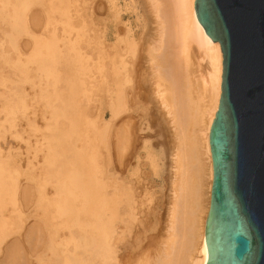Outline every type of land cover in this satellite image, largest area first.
<instances>
[{"label":"bare ground","instance_id":"1","mask_svg":"<svg viewBox=\"0 0 264 264\" xmlns=\"http://www.w3.org/2000/svg\"><path fill=\"white\" fill-rule=\"evenodd\" d=\"M30 1H32V0H30ZM30 1L28 2L26 0H0V24H1L0 27H2L3 25H5V27H6V24H8L7 27L9 26V28H11L8 31H6L4 29V26H3V29H0L2 36H4V34H5L4 38L0 37V38H2V39H0V48H2V49H0V53L2 56L8 54L4 49L6 42L10 43L11 48L18 50L20 48L19 47L20 36L23 35L24 33L25 34L27 33V36L28 35L30 36V37L28 36L29 38H33V41L35 44V45H32L33 46L32 47L33 52L31 50L30 53L31 52L32 53L31 54L28 53V54H30L29 57L32 58L36 62L39 61L38 63H40L41 65L44 63L43 66H45L46 63L55 64V63H57V61L61 60V58H60L61 53L60 52L62 49L60 50V46H59L60 44L58 45V43H59L58 38L59 37L57 34H55V32L60 27L58 29H57V26H56V28L54 27L56 25L55 24L56 21L53 22L55 25L51 23L52 21H54V20L51 21V19L52 18L55 19L53 17L54 13L52 15H50V16H52L50 18L49 14H51V13H49V11H47V8L50 5L47 6L46 4H48V3L51 4V2L47 3L45 0V2H46L45 5L47 6L46 7L44 4H42L43 3V2H41L42 0H39L41 5H43L45 7L46 12L49 13L47 15V14H45L44 11H42V12H44V14H43L44 16L47 15V16H45V17H47V21L49 19V23L47 21L45 22L46 25L47 24L49 26L53 25L50 28L51 29L55 28V30H51V32L53 31V35L51 33L47 32L48 34L52 35L51 37L48 36V38H47V35H46V37H44V35H38L39 33L35 34V33H37V31L35 32V31L31 30V28L39 27L41 18L39 16L40 13L34 14V11H33V13L30 12L31 14H34L32 17H30L31 15L30 16L28 15V12L30 11V9L34 8V6H32L29 9V7L27 6V5H30ZM47 1H49V0H47ZM78 2L80 4L79 0H78ZM132 2H133V0H132ZM149 2H151V4H153V7H154V9H153L154 13L153 12L152 13L155 14V16H153V18H154V25L156 23V26L153 28V30L151 32L148 33L149 37L146 40V42H144L143 49L140 52L138 51L139 49H138V43H137L138 38L137 37L139 35L143 36V34L138 33V31H139V30H137L138 25L136 24L135 21H133V18L131 16L132 14L130 13L131 15L127 16V14L125 13V11L122 7V4H121V0H106L105 2L101 3L100 6L98 7V9L100 8L101 10L105 9V14H106V16H105L106 22L104 21L105 23L103 24V25H105V31H104V34L102 36L104 39V49H103L104 50V58H103L104 73H103V76L105 79V88H106L105 89V91H106L105 92V100H106L105 107H106V109H108V111H110V114H111V117H109L110 119L108 118V120L105 122L106 127L104 126L105 127V135H104V141L103 142H105L104 148H106L105 153H107V155L105 154L107 156V158L105 160L106 165L104 162L105 169H104V172L102 171L104 175H103L101 185L99 184L97 186V184H95V186H94L95 189L93 188L94 189L93 191H96V194H98V195H95L96 200H99L98 203L97 202L90 203L88 201V194L90 192H92V188H90L89 191L86 190L87 188H84V186H86L88 184V183H86V185H84V182H86V181L83 182L84 179H82V182L79 185L77 184V181H74V183H73L74 186H76V187H74L75 190H76V188L81 189L79 194L75 193V191L73 189H68L70 186L66 190H64L67 194V196H66L67 200L62 199L60 197V194L63 192L61 189L62 186H61V188H58L56 185L55 186L57 187V189H59V190H57V197H55V198L52 197L53 199L50 198L51 201L42 195H41L42 197L39 196L40 200H37V201H40L39 203L44 202L43 203L44 205L47 203V205L49 204L50 207L54 206V207H52L53 212L51 211L52 212L51 218L55 219V220L56 219H58V220H61V219L65 220L66 219V222H64L63 224H61V223L60 224L64 225V226H68L71 229L69 239L64 238V240H58L59 242L57 241V244H56L57 246L55 244L50 245L49 249L52 250V256L48 257V260L53 261V263H54V261L56 262V261H61V260H62L61 262H63V264H206V262H207L208 247H207V242H206V222H207V217H208V213L210 210L212 182H213V173H214L213 172V163H212V154H211L209 135H210L211 125H212L213 120L215 118V114L218 110L220 96H221V92H222V76H223V60H224L223 52H222L221 44L219 42H213L211 37L206 33L202 24L199 22L197 14H196L195 0H149ZM82 3H84V2H82ZM125 4H126V6H128V3H125ZM129 4H130V2H129ZM131 4H133V3H131ZM32 5H33V3H32ZM87 6H89V5H87ZM131 6H129V10L133 9V8L130 9ZM133 6L135 7V4ZM149 6H152V5H149ZM40 8H39V10H40ZM49 8L50 9H48V10H50L51 12H53L55 10V9L51 10V6ZM87 8H89V7H87ZM27 9H29V11ZM42 9H44V8H42ZM60 9H63V8H59L58 11H62ZM77 9H79V8H77ZM128 11L126 10V12H128ZM135 13L137 14V12H135ZM55 14H54V16H55ZM136 14H135V16H136ZM138 14H139V12H138ZM48 16H49V18H48ZM84 17L85 16H83V18ZM126 17H128V19ZM138 17L140 18L139 15H138ZM141 18H142V16H141ZM141 18H140V20H141ZM135 19H136V21L138 20V18H134V20ZM45 20H46V18H45ZM58 21H59V19H58ZM45 23H44V25H45ZM58 24L59 23H57V25ZM48 25H47L48 28L46 27V30L49 29ZM85 25H86V23H85ZM2 30H3V33H2ZM38 30H39V28H38ZM48 31H50V29ZM75 34H76V36H74L73 38L71 37L72 40L69 39V41H72L71 44L73 43V46H74L73 49L78 50L81 47L80 49L83 50V48H82L83 46L78 47V45L81 41V34L79 32H77ZM66 36H67V34H66ZM140 43H141V41H140ZM140 47H141V45H140ZM1 50H3V53L6 52V54H2ZM82 50H81V53L83 52ZM23 54H24V52L22 53L20 50L18 58L21 59ZM27 55H25V56H27ZM95 56H97V55H95ZM92 57L94 58V56H92ZM30 58H29V60H30ZM58 58H59V60H58ZM72 60H71V62H72ZM202 62H206L207 69H205L206 70L205 72L203 71L204 69L202 70V66H201ZM73 63H74V61H73ZM13 64H15V63H13ZM24 64H25V61H24ZM24 64H22V65H24ZM17 65H19L18 67H22L19 63L16 64V66ZM39 65H35V66L38 68ZM57 66H56V69H57ZM76 66H77V64H76ZM29 67H31V66H29ZM21 69H23V68H21ZM28 69L30 70V68H28ZM39 69H41V67ZM41 70L46 72L49 69L47 67H43ZM36 71H38V69ZM58 72H59V69H57V73ZM19 73H21V72H19ZM34 73H37V72H34ZM34 73H32V75ZM88 74H90V73H88ZM30 75L28 77H30ZM132 75H133V77H132ZM36 76H37V74H36ZM44 76H46V75H44ZM0 78H2V79H0L1 82H3L4 77L0 76ZM10 78H12V77H10ZM34 78H36V77H34ZM20 79H21V75H20ZM12 80H14V79H12ZM30 81H33V80H30ZM48 81H50L49 78H48ZM52 82H54V81H52ZM43 83H45V82H43ZM43 83H41V84H43ZM50 83H51V81H50ZM37 84H38V82H37ZM77 84H79V83H77ZM4 85H6V82ZM49 85H51V84H49ZM40 87H41V89L43 87V89L45 90L44 85L39 86V88ZM54 88H56V86ZM41 89H40V91H41ZM46 89H48V87ZM7 90H8V88H7ZM41 92L43 93V90ZM44 92H46V90ZM0 93H2V91ZM3 93H6V92L3 91ZM33 93H34V91H33ZM6 95L8 96L9 94L6 93ZM61 98H63V97L61 96ZM0 99H2V98H0ZM150 99H154V101H156V103L159 104V106L165 111V114H168L171 117V121L174 124V129H175L174 133L176 135L175 137L177 138V144H176L177 146L175 145V147H176L175 151L176 152L174 153V159H173L174 168H175V177H174L175 180L171 184L172 185L171 187H173L176 194L174 192L175 197L172 200L169 199L170 196L168 197V199L165 197L163 199L161 198L158 201L155 200L156 197H155V194L153 193L154 191L151 190L152 181L149 180V178L145 179V177L143 176L144 174L141 173L142 172L141 167L143 164L142 156L137 151H133L131 153V155L128 156V150H129V145H130V143H128V142L130 141L129 139H131V138H130V135L126 132H128L130 129V128L128 129V127H130L129 122H130L131 118L129 117L127 119L123 116L118 118L120 116V114H122L123 112L141 109L142 108L141 103L144 104V103L148 102ZM58 100H60V98H58ZM63 100H65V99H63ZM42 101H43V99H42ZM63 102H65V101H63ZM49 104H50V106L54 105L53 103H49ZM49 104H48V106H49ZM68 104L69 103H67V105ZM73 104L74 103H72V106H73ZM21 105H22V103L20 100H19V103H16V102L12 103L10 110H9L10 114L13 116V118H11L12 121L10 120L12 122V124L10 123L11 125L15 126L16 123H15L14 115H16V113H18L17 110H19V111L21 110ZM25 105H26V101H25ZM52 107L55 108V105ZM68 107L70 108L69 105H68ZM58 108L59 107L56 108L57 112H58ZM1 110L2 109H0V111ZM5 112H6V110H5ZM5 112H3L2 115ZM55 112H53V113L55 114ZM63 112L61 113V115L63 114ZM105 113H106V111H105ZM54 114H52V115H54ZM6 115H8V114H5V116ZM11 115H9V116H11ZM5 116H3V119H6V118H4ZM57 116L61 119V117L59 115H57ZM63 116H64V114H63ZM131 116L133 117V115H131ZM115 118H118V119L115 122V131H113V133L111 135V132L109 131V129L112 126V122L115 120ZM53 119H55V118H53ZM53 119L50 118L49 120L51 121ZM92 121H94V120L92 119ZM119 121L121 122L120 123L121 125L119 124V126H118L117 123ZM3 122H5V121H3ZM89 122H91V121H89ZM98 122H99V120H98ZM98 122H96V124ZM53 123H54V121L52 122V124ZM1 124H3V123H1ZM90 124L91 123H88V125H89L88 128L91 127ZM54 125H55V123H54ZM55 127H57V126H55ZM59 127H60V125H59ZM93 127H95V126H93ZM73 128H75V127L73 126ZM88 128H87L88 131L86 133L90 134L92 129L94 131V128L91 127L92 128L91 131ZM95 128H97V126ZM126 128L128 130H126ZM12 129H14V128H12ZM10 130H11V128H10ZM71 130H73V129H71ZM71 130H70V132H71ZM14 131L18 132V130H14ZM74 131H76V130H74ZM15 132H13V133H15ZM19 135H20V132H19ZM58 136H60L59 133H58ZM69 136H71V135H69ZM95 137H94V139H95ZM55 138L57 140L60 139L57 137H55ZM145 142H147V141H145ZM70 143H71V140H70ZM91 143H92V141L90 142V144ZM43 144L47 145L45 142ZM87 144H88V142H87ZM53 145H52L51 149L54 148L55 145L54 146ZM74 146L75 145L73 143L72 148H74ZM8 147H10V143H9ZM77 147L78 146H76L75 150L77 149ZM1 148H3V147H1ZM10 149H11V147H10ZM145 149L147 152L146 153V159L149 161L151 166L152 165L155 166L156 162L154 160V154H153L152 150H150L151 146H150V148H149V145L147 147V143H146ZM55 150H57V149L55 148L53 150V152ZM72 150H74V149H72ZM72 150H70V151H72ZM12 151H13V149H12ZM77 151H78V149H77ZM10 152H11V150H10ZM1 153L4 154V152H1V150H0V247H2L1 246L2 241L8 235V233L12 231V228L14 225V223L11 221V218L7 217L8 213L5 211L6 207L8 205H11L14 208V211H16V213L18 212V210L20 208V207L18 208V205H20V204H19V201L17 198L18 197L17 192H19L17 190V187H18V185L20 186L21 182L24 181V180L23 181L19 180L20 184L19 183L17 184L16 175H17L19 169L17 170L16 168H13L14 165H13V167L11 165V162L13 160L10 162V159H8V158L4 159V157L1 156ZM31 153H33V152H31ZM38 153H40V152H38ZM44 153H46V152L44 151ZM51 153H52V151H51ZM136 153H138V155L136 157L137 158V164H136L135 168H132L133 167L132 166L133 165L132 159H133V157L136 156L135 155ZM156 153H158V152L156 151ZM57 154H59V153H57ZM61 155H62V152H61ZM73 155H75V153H73ZM132 155H133V157H132ZM75 156H77V155H75ZM89 156H90V153H89ZM13 157H14V155H13ZM54 157H55V155H54ZM56 157H58V156H56ZM64 157H63V159H64ZM90 158H92V157L90 156ZM113 160H115V163H116V170L112 169V162H114ZM78 161H82V160H78ZM54 163H56V162L54 161ZM67 163H68V161L66 162V164ZM75 163H76V161H75ZM77 163H76V168H74V167L73 168L76 170V172L74 174H76L78 172V175H79V173L81 172L82 169H79L77 167ZM47 164L49 165V162ZM51 165H52V163H51ZM53 165H55V164H53ZM53 165L52 166L49 165V166L54 168ZM157 165L159 168L160 167L159 164H157ZM65 166H67V165H65ZM46 167H47V165H46ZM69 168L72 170L71 166ZM80 168H82V167H80ZM96 168H97V165H96L95 169ZM154 170H157V168H155ZM160 170H161V168H160ZM96 171H97V169H96ZM21 172L22 171L20 170V174H21ZM58 172H57V174L56 173L55 174L58 175ZM65 172H66V170H65ZM68 172H69V170H68ZM86 172H89V169H88V171L84 170V173H86ZM90 172H95V171L93 170ZM89 173H88V175H89ZM82 175H83V173H82ZM47 177H48V178H46L47 181L50 182L51 181L49 178L50 176H47ZM97 177H98V175H97ZM27 178H28V176H27ZM51 178H53V177H51ZM81 178H83V176ZM85 178H86L85 180H87V181H89L88 179H90V178L87 179V177H85ZM63 179H64V177H63ZM47 181H46V183L45 182H43V183L47 184L48 183ZM53 181L54 180H52L51 183ZM27 182L29 184V181H27ZM92 183H94V182L92 181ZM31 184H33V183H31ZM31 184H30V186H31ZM45 184H42L41 186H44ZM63 184H65V183H63ZM67 184H65L63 187L66 188ZM58 185H59V183H58ZM91 186H93V185H91ZM18 188L20 189L21 187H18ZM22 188H23V185H22ZM33 188L35 189L36 185ZM21 191L24 192V190H21ZM35 191H38V188H37V190L35 189ZM45 192H46V190H45ZM25 193H27V192H25ZM38 193H39V195L41 194L40 191ZM31 195H34V194H31ZM20 196H22V195H20ZM20 196H19V199L21 200V202H23L21 198H23L25 195H23L22 197H20ZM36 196H38V194ZM63 196H64V194H63ZM70 196H73V197H70ZM171 196H172V193H171ZM30 197H32V196H30ZM75 200H77V201H75ZM81 200H84V201L82 202ZM37 201H36V205L38 206L39 203H37ZM73 201H75L74 203L79 202L78 204H76L77 206L74 203H73V205H75L74 207L71 205V203ZM93 201H94V199L92 200V202ZM28 203L29 202H27V204ZM32 205H33V203H32ZM28 206H30V204ZM34 206H33V208H34ZM8 207H10V206H8ZM8 209L10 210V208H8ZM31 209H32V207H31ZM31 209H29V211H31V213H32L33 209L32 210ZM22 211H25L24 208L22 209ZM36 211H38V209ZM71 211H73V215H71V217L69 218L68 214H70ZM13 213H15V212H13ZM29 213L30 212H28L27 213L28 215H26V216L32 217V215H29ZM33 215H35V214H33ZM10 216H13V215H10ZM14 217L15 216H13L12 218L14 219ZM40 217H38V218H40ZM48 218H50V216H48ZM30 219H32V218H30ZM45 220H47V219L45 218ZM41 221L43 222V219ZM49 221L50 222L53 221L55 224L58 223V222H55L54 220H48V224L50 223ZM26 222H27V220H26ZM38 222H39V219H38ZM23 223L25 225L27 224V223H25V218L23 220ZM48 224L46 223L47 228L49 227ZM35 225H33V226L35 227ZM52 225H54V224H52ZM56 225H58V224H56ZM29 226H31V225H29ZM54 226H53L54 229L53 228L51 229V226H50V229L54 230V233H55V227ZM23 227H25V226H23ZM23 227H22V229H23ZM34 227H33V229L35 230ZM28 228H30V227H28ZM57 229H58V227L56 226V230ZM66 229L67 228L62 229V230H66ZM21 232L23 233V231H21ZM58 232L59 231H57L56 235H58ZM24 233H25V231H24ZM39 233L40 232L38 231V234ZM19 234H20V232H19ZM26 234H24V236ZM41 234H42V232H41ZM41 234H39V235H41ZM76 234H78V240L77 241H76ZM17 235L18 234L16 233V236ZM31 235H33V234L31 233ZM59 236H63V235H59ZM21 237L19 236V238L18 237L17 238L21 239ZM40 237H39V239L43 240V238H40ZM65 237H67L66 233H65ZM26 238L27 237H25V239ZM50 238H52L51 235L49 238L47 237V241H50L49 240ZM55 238H59V237L57 236ZM7 241H9L8 238H7ZM5 242H3V243H5ZM25 242H23L24 245L28 244V240L26 243ZM52 242L56 243L53 240H52ZM30 243H31V239H30ZM70 243H72L73 245L70 246L71 245ZM46 244H48V243H46ZM46 244L44 245V242H43L44 246H46ZM10 246H7V247L10 248ZM21 246L23 247V244ZM21 246H20V248H21ZM37 247H41V246L40 245L38 246V244H37ZM5 248H6V246H5ZM30 248H32V247H30ZM43 249L45 250L48 248L44 247ZM44 250L41 252L44 253ZM10 251H13V249L12 250L9 249V252ZM1 252H0V255L2 254ZM33 252H35V251H32V253ZM48 252L49 251H47V253H45L43 256L44 257L49 256ZM21 253L23 254L22 248H21ZM39 254H42V253L39 252ZM6 255H7V251H6ZM38 255H36V257H38ZM11 256H13V255H11ZM19 256H21V255H18V257ZM26 257L27 256H25V258ZM29 258H30V256H29ZM13 259L16 260V258H13ZM8 260H11V259H8ZM44 260H43V264H48L49 261L46 259L44 262ZM3 261H4V259H3ZM22 261H24V260L22 259ZM29 261H32V260H29ZM37 261H39V260H37ZM0 262H2V261H0ZM12 262H13V260L11 262L9 261V263H12ZM34 262H35V260H34ZM2 263H4V262H2ZM2 263H0V264H2ZM21 263L24 264V262H21ZM32 264H35V263H32ZM39 264H41V263H39ZM50 264H52V263H50ZM55 264H58V263H55Z\"/></svg>","mask_w":264,"mask_h":264},{"label":"rangeland","instance_id":"2","mask_svg":"<svg viewBox=\"0 0 264 264\" xmlns=\"http://www.w3.org/2000/svg\"><path fill=\"white\" fill-rule=\"evenodd\" d=\"M26 1L29 2L30 0H26ZM79 1H80V4H79L78 0H61V1L60 0H49V1L46 0L47 3L51 2V4H49V3L46 4L45 0H42L41 1V2H43L42 4H44V5L46 4L47 6L50 5L51 6V10L55 9L53 12H51L50 10H48V9H50L49 8L50 6L47 8V11H49V13H51V14L46 12L45 7L43 5H41L39 0L38 1L37 0H32V1H30V5H27L29 7V9L32 6H34V8L30 9V11H29V9H27L29 11V12L27 11L28 15L29 16L31 15L30 17H32L35 13H40L39 16H40L41 20H40L39 27L31 28L32 31H35V32L37 31V33H35V34L39 33L38 35H44V37H46V35H47V38H48V36L51 37L53 35V31L51 32V30H55L56 26H57V29L60 27L56 32L54 31L55 34H57L58 37H59L58 38V40H59L58 45L60 44L59 45L60 46V50L61 49L63 50V51L61 50V52H60L61 53L60 54L61 60H59V58H58L59 61H57V63H55V64L46 63L45 66H43L44 63L41 65L40 63H38L39 61L36 62L32 58H30L29 56L33 52V49H32L33 46L32 45H35V44H34L33 38H29L30 36L28 35L29 36L28 37L27 33L26 34L24 33L23 35L20 36V38H19V47L20 48L18 50L14 49V48H11L10 43L6 42L5 46H4L5 47L4 49H5V51L8 54L2 56L1 53H0V62H1L0 63V76L4 77L3 78V82H1V80H0V92L2 91V93H0V98H2V99H0L1 100L0 101V109H2L1 110L2 112L0 111L1 112L0 113V144H1L0 146L3 147V148L0 147V150H1V152H4V154L1 153V156L4 157V159H7V158L10 159V162L13 160L11 162L12 167L14 165L13 168H16L17 170L19 169L18 173L16 175L17 184L19 183V180L20 181L24 180L23 182H21L20 186L18 185V187H21V188H22V185H23V188L19 189L17 187V190L19 191V192H17V196H18L17 198H18V201H19V204H20V205H18V208L20 207L18 212L16 213V211H14V208L11 205H8L10 207L7 206L6 210H5L8 213L7 217L11 218V221L14 223V225H13L12 231L9 232L8 235L2 241V244H1L2 247H0V249H1L0 252L2 251L1 252L2 254L0 255L1 256L0 257V261L4 262V263L0 262L2 264H22L21 262H24V264H26V263L27 264H30V263L31 264L32 263H35V264L41 263V264H43V260L44 259L48 260V257L52 256V250L49 249L50 245H54V244L56 245L58 240H64V238H66V239L70 238L71 229L68 226L61 225L64 222H66V219L65 220L64 219H61V220L52 219L51 218V214L53 212V208L52 207H54V206L50 207L49 204L47 205V203L44 205L43 204L44 202L39 203L40 201H37V200H40L39 196L40 197L44 196L48 200H50V198L53 199V198L57 197V190H59V189H57V187L61 188V186H62L61 189H62L63 192L60 194V197L62 199H66L67 194H66V192L64 190H66L70 186L71 188L69 187L68 189H73L75 191V193L79 194L81 189H79V188L77 189L76 188V190H75L74 187H76V186H74L73 183H74V181H77V184L79 185V184H81L82 179H84L83 182L86 181V182H84V185H86V183H88L86 186H84V188H87L86 190H88V191H89L90 188H92V192H90L88 194V201L90 203H95V202L98 203L99 202V200H96V196H95V195H98V194H96V191H93V190L95 189L94 188L95 184H97V186L99 184L101 185V182H102V179H103V175H104L103 174L104 169H105L104 162H105V160L107 158V156H106L107 153H105L106 148H104L105 142H103L104 141V135H105V127H106L105 122L108 120L109 117H111L110 111H108V109H106V107H105V102H106V100H105V92H106L105 89L106 88H105V79H104V76H103V73H104V68H103L104 39H103L102 36L104 34V31H105V25H103V24L106 22V19H105L106 14H105V9H103V10H101L100 8L98 9L100 4L105 2L106 0L105 1L104 0H79ZM82 2H84V3H82ZM129 2H130V4H129ZM32 3H33V5H32ZM125 3H128V6H126ZM131 3H133V4H131ZM121 4H122V7H123L125 13L127 14V16L132 14L131 16L133 18V21L136 22V24L138 25V28H139V29L137 28V30H139L138 33L139 34H143V36L142 35L140 36L138 34L139 36L137 37L138 38L137 43H138V49H139L138 51L140 52L143 49L144 42H146V40L149 37L148 33L151 32L153 30V28L156 26V23L154 25V18H153V16H155V14H153L154 13L153 4H151V2H149V0H133V2H132V0H129V1L128 0H126V1L125 0H121ZM134 4H135V7L133 6ZM148 4L152 5V6H149ZM87 5H89V6H87ZM64 6L65 7L67 6V7L65 8ZM129 6H131L130 9L133 8L134 10L133 9L129 10ZM87 7H89V8H87ZM39 8H40V10H39ZM42 8H44L45 10L42 9ZM59 8H63V9H60L62 11H58ZM77 8H79V9H77ZM126 10L127 11L129 10V11L126 12ZM33 11H34V14H31L30 12L33 13ZM42 11H44L45 14H47V15L49 14V16L52 15L53 13L54 14L56 13L57 15L55 14V16L53 14V17L55 19L52 18L51 21L52 20H54V21H52L51 23L54 24L53 22L56 21L57 23H59L58 24L59 26L55 22V24H56V25L54 24L55 28L52 27L53 29H51L50 27L53 26V25L50 24L51 26H49L47 24L49 26L50 31H48L49 29L46 30L47 25H46L45 22L47 21V17H45V16H47V15L44 16L43 15L44 12H42ZM135 12H137V14ZM138 12H139V14H138ZM135 14H136V16H135ZM138 15L140 16V18L142 16L141 20L138 17ZM49 16H48V18H49ZM83 16H85V17L83 18ZM51 17L52 16H50V18ZM45 18H46V20H45ZM57 18L59 19V21H58ZM126 18L128 19V17H126ZM134 18H138V20L136 21V19L134 20ZM47 22L49 23V19H48ZM44 23H45V25H44ZM85 23H86V25H85ZM7 25L8 24H6V27H5V25H3L4 29L6 31L11 29V28H9V26L7 27ZM3 26L0 27V29H3ZM38 28H39V30H38ZM47 32L51 33L52 35L48 34ZM74 32L75 33L79 32L81 34V41H80L78 47L79 46H83L82 47L83 50L80 49L81 47L78 50L73 49L74 48L73 43L71 44L72 41H69V39L72 40V38L74 36H76V34ZM2 33H3V30H2ZM0 34H1V32H0ZM66 34H67V36H66ZM4 36H5V34H4ZM4 36H2V34L0 35V37H2V38H4ZM2 38H0V39H2ZM139 40L141 41L142 44L140 43ZM139 44L141 45V47H140ZM0 49H2V48H0ZM3 50H1L2 54H6L5 51H4L5 53H3ZM20 50H21L22 53L24 52V54H23L21 59L18 58ZM31 50H32V52L30 53ZM81 50L83 51L82 53H81ZM28 53H30V54H28ZM25 55H27V56H25ZM95 55H97V56H95ZM92 56H94L95 59ZM28 57L30 58V60H29ZM23 60L25 61V64H24ZM71 60H72V62H71ZM73 61H74V63H73ZM13 63H15V64H13ZM18 63L22 67H18L19 65L16 66V64H18ZM75 63L77 64L78 67L76 66ZM22 64H24V65H22ZM35 65H39L38 68ZM29 66H31V67H29ZM56 66H57V69H59L58 73H57ZM201 66H202V70L204 69L203 71L205 72L206 71L205 69H207L206 62H202ZM40 67H41V69L43 67H47L49 70L44 72L43 70L39 69ZM21 68H23V69H21ZM28 68H30V70ZM37 69H38V71H36ZM19 72H21V73H19ZM34 72H37V73H34ZM87 72L90 73V74H88ZM32 73H34V74L32 75ZM36 74H37V76H36ZM20 75H21V79H20ZM29 75H30V77H28ZM44 75H46V76H44ZM33 76L36 77V78H34ZM10 77H12V78H10ZM132 77H133V75H132ZM48 78L50 79L51 83H50V81H48ZM0 79H2V78H0ZM12 79H14V80H12ZM30 80H33V81H30ZM52 81H54V82H52ZM5 82H6V85H4ZM37 82H38V84H37ZM43 82H45V83H43ZM41 83H43V84H41ZM77 83H79V84H77ZM49 84H51L52 86L49 85ZM41 85H44V88H45L46 92H44L45 90L43 89V87H42V89H41V87L39 88V86H41ZM55 86H56V88H54ZM47 87H48V89H46ZM7 88H8V90H7ZM40 89H41V91L43 90V93L40 91ZM3 91L6 92L9 95L7 96L6 93H3ZM33 91H34V93H33ZM61 96L63 98H61ZM58 98H60V100H58ZM42 99H43V101H42ZM63 99H65V100H63ZM19 100L21 101L22 105H21V110L20 111L17 110L18 113H16V115H14L15 123H16L15 126H14V125H11L12 124V122H11L12 119L11 118H13V116L10 114L9 110H10V107H11L12 103L13 102L19 103ZM62 100L65 101V102H63ZM25 101H26V105H25ZM49 103H53L55 105V108L52 107L54 105L50 106ZM67 103H69L68 105L70 106V108L68 107ZM72 103H74L73 104L74 107L72 106ZM48 104H49V106H48ZM141 104H142L141 105V107H142L141 109H139V110H130V111H127V112H123L118 117V118H120L121 116H123V117H125L127 119L129 117L131 118V120L129 122L130 123V127H128V129L129 128L130 129H129L128 132H126V133H128L130 135V138H131V139H129L130 141L128 142V143H130L129 150H128V156L131 155V153L133 151H137L142 156L143 164H142V167H141L142 168L141 169L142 170L141 173L144 174L143 176L145 177V179L149 178V180L152 181L151 190L154 191L153 193L155 194V197H156L155 200L158 201L161 198L163 199L165 197L168 199L169 196H170L169 199L172 200V199H174L175 194H176V192L174 191L173 187H171L172 186L171 184L175 180V178H174L175 177V168H174L173 159H174V153L176 152L175 151L176 150L175 149L176 148L175 145L177 144V138L175 137L176 135L174 133V131H175L174 124L171 121V117L168 114H165V111L159 106V104L156 103V101H154V99H150L148 102H146L144 104L141 103ZM57 107H59L58 108V112H57V109H56ZM5 110H6V112H5ZM52 111L53 112L56 111L55 114ZM61 111L62 112L64 111L63 112L64 116H63V114L61 115V113H62ZM105 111H106V113H105ZM3 112H5V113L2 115ZM5 114H8V115L5 116ZM52 114H54L55 116L52 115ZM56 114L59 115L61 117V119ZM9 115H11V116H9ZM131 115H133V117ZM3 116H5L4 118H6V119H3ZM50 118L51 119L55 118V119L50 121L49 120ZM118 118H115V120L112 122V126L109 129V131L111 132V135H112L113 131H115V122H116V120ZM92 119L94 121H92ZM98 120H99V122H98ZM3 121H5V122H3ZM53 121H54L55 125H54V123L52 124ZM89 121H91V122H89ZM96 122H98L97 124L99 126L96 124ZM1 123H3V124H1ZM88 123H91L90 126L92 128H94V131H93V129L91 127L88 128V126H89ZM120 123L121 122L119 121L117 123V125L119 126ZM59 125H60V127H59ZM92 125L95 126V127L97 126V128L93 127ZM55 126H57V127H55ZM73 126L75 128H73ZM10 128H11L12 131L10 130ZM12 128H14V129H12ZM87 128L90 129V131L92 129V131L90 133L91 135L89 133H86L88 131ZM71 129H73V130H71ZM128 129L126 128V130H128ZM14 130H18V132L17 131L15 132ZM70 130H71V132H70ZM74 130H76V131H74ZM13 132H15V133H13ZM19 132H20V135H19ZM58 133L60 134V136H58ZM69 135H71V136H69ZM93 136L95 137V139H94ZM55 137L60 138V139L57 140ZM70 140H71V143H70ZM89 141L90 142L92 141V143L90 144ZM145 141H147V142H145ZM44 142L48 146L43 144ZM87 142H88V144H87ZM9 143H10L11 149H10V147H8ZM73 143L75 145L74 148H72L73 147ZM144 143L145 144L147 143V147L149 145V148L151 146L150 150H152V152L154 154V160L156 162L155 166H153V165L151 166L149 161L146 159V153L147 152H146ZM52 145L54 146L53 149H51ZM76 146H78L77 147L78 151H77V149L75 150ZM55 148L57 150H55L53 152V150ZM12 149H13V151H12ZM69 149L70 150L74 149V150L70 151ZM10 150H11V152H10ZM44 151L46 153H44ZM51 151H52V153H51ZM60 151L62 152V155H61ZM156 151L158 153H156ZM31 152H33V153H31ZM38 152H40V153H38ZM57 153H59V154H57ZM73 153H75V155H77V156L73 155ZM89 153H90V156L92 158H90ZM138 153L135 154L136 155L135 157H133V155H132V157H133V159H132L133 160V165H132L133 167L132 168L136 167V164H137V158L136 157H137ZM53 154L55 155V157H54ZM13 155H14V157H13ZM56 156H58L59 158L56 157ZM63 157H64V159H63ZM53 160L56 163H54ZM74 160L76 161V163L77 162L79 163V164L77 163V167L79 169H82L81 172L79 173V175H78V172L76 174H74L76 172V170L74 169V168H76V163H75ZM78 160H82V161H78ZM67 161H68V163L66 164ZM113 161L114 162H112V169L116 170L115 160H113ZM48 162H49L50 166L55 164V165H53L54 168L50 167L47 164ZM51 163H52V165H51ZM157 164H159V166H160L159 168H158ZM46 165H47V167H46ZM65 165H67V166H65ZM69 165L71 166L72 170L69 168L70 167ZM96 165H97V168H96L97 171L95 169ZM105 165H106V162H105ZM80 167H82V168H80ZM155 168H157V170H154ZM160 168H161L162 171L160 170ZM88 169H89V172L93 171V170L95 172H90V173L86 172V173H84V170L88 171ZM20 170L22 171L21 174H20ZM65 170H66V172H65ZM68 170H69V172H68ZM57 172H58V175H56ZM82 173H83V175H82ZM88 173H89L90 176L88 175ZM97 175H98V177H97ZM27 176H28V178H27ZM47 176H50L49 178H50L51 181L52 180H54V181L56 180L57 182L53 181L54 183L53 182L51 183V181L50 182L47 181V179H46V178H48ZM82 176H83V178H81ZM51 177H53V178H51ZM63 177H64V179H63ZM85 177H87V179L90 178V179H88L89 181L85 180L86 179ZM27 181H29V184H28ZM46 181L48 182L47 184H45ZM92 181L94 183H92ZM43 182H45V183H43ZM31 183H33V184H31ZM58 183H59V185H58ZM63 183H65V184L68 183L66 188L63 187L65 185ZM30 184H31V186H30ZM42 184H45V185L41 186ZM35 185H36L35 189L37 190V188H38V191H35V189L33 188V187H35ZM91 185H93V186H91ZM21 190H24V192L21 191ZM45 190H46V192H45ZM39 191L41 193L40 195L38 193ZM25 192H27V193H25ZM174 192H175V194H174ZM171 193H172V196H171ZM31 194H34V195H31ZM37 194H38V196H36ZM63 194H64V196H63ZM20 195H22V196L25 195L26 196V197L24 196L23 198H21L23 202H21V200L19 199ZM22 196H20V197H22ZM30 196H32L33 198L30 197ZM70 197H73V196H70ZM93 199H94V201L92 202ZM36 201H37V203H39L38 206L36 205ZM75 201H77V200H75ZM75 201H73L71 203V205L73 207L76 204L79 203V202L74 203ZM81 201L83 202L84 200H81ZM27 202H29V203L27 204ZM32 203H33V205H32ZM73 203L75 205H73ZM29 204H30V206L32 207V209L35 212L31 209L30 206H28ZM33 206H34V208H33ZM8 208H10V210ZM21 208L22 209L24 208V210L26 212L22 211ZM36 208L38 209V211H36L37 210ZM29 209L32 210V213H31V211H29ZM13 212H15V213H13ZM28 212L31 213V214L29 213V215H32V217H30V216L27 217L26 216V215H28L27 214ZM33 214H35V215H33ZM10 215L15 216L14 219L12 218L13 216H10ZM68 215H69V218H70L71 215H73V211H71L70 214H68ZM48 216H50V218H48ZM23 217L25 218V223H27L28 225L27 224L25 225L23 223V220H24ZM38 217H40V218H38ZM30 218H32V219H30ZM45 218L47 220H45ZM38 219H39V222H38ZM42 219H43L44 223L41 221ZM26 220H27V222H26ZM48 220H54L55 222H58L56 224H58L60 227L58 225H56L53 221H51V222L49 221L50 223L48 224ZM46 223L49 225L48 228L46 226ZM52 224H54L55 226L52 225ZM29 225H31V226H29ZM33 225H35V227ZM23 226H25V227H23ZM50 226H51V229L53 228V226L55 227V233H54V230L50 229ZM56 226L58 227L57 230H56ZM22 227H23V229H22ZM28 227H30V228H28ZM33 227L35 228V230L33 229ZM65 228H67V229L66 230H62V229H65ZM20 230L23 231V233ZM24 231H25V233H24ZM38 231L40 232L39 234H41V232H42V234H41L42 236L38 234ZM57 231H59L58 235H56ZM19 232H20L21 235L19 234ZM16 233L20 237L22 236L21 239H18L19 236L18 235L16 236ZM31 233L33 235H31ZM65 233H66L67 237H65ZM24 234H26V235L24 236ZM50 235H51V237L53 239L50 238L49 239L50 241H47V237L49 238ZM59 235H63V236H59ZM54 236L55 237L58 236L59 238H55ZM25 237H27L26 239L28 240V244L29 245L28 244L24 245L23 242H25V241L27 242ZM39 237L43 238V240L39 239ZM7 238L9 239V241H7ZM30 239H31V243H30ZM52 240L55 241L56 243L52 242ZM77 240H78V234H76V241ZM3 242H5L6 244L3 243ZM43 242H44V245L46 243H48V244H46V246H44ZM20 244L21 245L23 244V247ZM37 244H38V246L40 245L41 247H37ZM70 244H69L70 246L73 245L72 243H70ZM5 246H6V248H5ZM7 246H10V248L7 247ZM20 246L22 248L23 254L21 253ZM29 246L32 247V248H30ZM44 247H47L48 249H45L46 250L45 251L43 249ZM9 249H11V250L13 249V251L9 252ZM42 249L44 250V253L41 252V251H43ZM6 251H7V255H6ZM32 251H35V252L32 253ZM47 251H49L48 252L49 256H45L44 257L43 255L45 253H47ZM39 252L42 253V254H39ZM10 254L13 255V256H11ZM18 255H21L22 257L21 256L18 257ZM28 255L30 256V258H29ZM36 255H38V257H36ZM25 256H27V257L25 258ZM2 258L4 259V261H3ZM13 258H16V260L13 259ZM8 259H11V260H8ZM22 259L24 261H22ZM33 259L35 260V262H34ZM12 260H13V262L9 263V261L11 262ZM29 260H32V261H29ZM37 260H39V261H37ZM45 260H44V262H45ZM48 261H49L48 264H50V263H52V264H55V263L63 264V262H61L62 260L61 261H56V262L54 261V263H53V261H50V260H48Z\"/></svg>","mask_w":264,"mask_h":264},{"label":"water","instance_id":"3","mask_svg":"<svg viewBox=\"0 0 264 264\" xmlns=\"http://www.w3.org/2000/svg\"><path fill=\"white\" fill-rule=\"evenodd\" d=\"M223 52L206 264H264V0H195Z\"/></svg>","mask_w":264,"mask_h":264}]
</instances>
